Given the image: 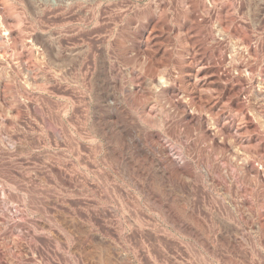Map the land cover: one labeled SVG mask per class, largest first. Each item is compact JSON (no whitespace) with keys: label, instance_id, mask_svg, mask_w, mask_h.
Wrapping results in <instances>:
<instances>
[{"label":"rangeland","instance_id":"374dc122","mask_svg":"<svg viewBox=\"0 0 264 264\" xmlns=\"http://www.w3.org/2000/svg\"><path fill=\"white\" fill-rule=\"evenodd\" d=\"M0 264H264V0H0Z\"/></svg>","mask_w":264,"mask_h":264},{"label":"bare ground","instance_id":"6f19581e","mask_svg":"<svg viewBox=\"0 0 264 264\" xmlns=\"http://www.w3.org/2000/svg\"><path fill=\"white\" fill-rule=\"evenodd\" d=\"M205 83H206V82H204V83L202 84V86H203ZM213 113H214V112H213ZM181 136H182V133H181ZM161 143H162V142H161ZM161 143H160V144H161ZM163 145H164V144H162V146H163ZM152 146H153L154 149H157V146H156V145L152 144ZM164 147H165V150L167 151V153H168L169 156H170L171 164L174 166L175 169L179 170V167H182V165H181V163L177 160V158L174 157V155H177V152H175L174 149H173L172 147H167V146H165V145H164ZM222 221H223V223L225 222V220H222Z\"/></svg>","mask_w":264,"mask_h":264}]
</instances>
